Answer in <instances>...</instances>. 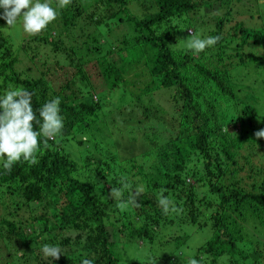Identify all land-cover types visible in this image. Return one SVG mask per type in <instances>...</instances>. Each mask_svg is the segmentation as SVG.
Segmentation results:
<instances>
[{
  "label": "trees",
  "instance_id": "trees-1",
  "mask_svg": "<svg viewBox=\"0 0 264 264\" xmlns=\"http://www.w3.org/2000/svg\"><path fill=\"white\" fill-rule=\"evenodd\" d=\"M41 2L56 9L57 19L48 26L58 30L26 42L49 44L51 52L41 57L24 45L17 68L18 57L10 55L0 28V98L10 90L33 93L40 119L41 107L59 97L64 126L46 147L38 137L36 163L21 158L10 172L0 163L6 210L0 217V264H121L119 246L144 251L156 242L176 244L188 235L158 240L160 230L208 223L212 234L193 254L164 255L163 262L264 264V242L252 240L264 236V162L256 160L259 151L264 156V139L251 131L264 128V103L245 101L247 92L258 97L253 87L264 89V52L250 50L264 48V0H249L241 12L234 3L245 0H133L145 7L142 16L128 7L132 0H71L63 9L59 0ZM243 12L255 23L231 25ZM162 24L169 25L166 33L158 32ZM190 34L221 39L196 55L187 47ZM173 44L186 47L176 53ZM110 53L118 60L109 59ZM136 62L149 80L134 82V94L123 71ZM119 117L125 139L115 136L112 145L110 125L116 122L109 123ZM70 142L82 151L74 158ZM113 146L128 149L126 159L114 157ZM109 186L122 195L110 196ZM162 189L172 201L167 213L159 204ZM133 191L138 207L130 201ZM110 213H117L112 222ZM35 222H41L38 232ZM242 241L251 245L248 252ZM44 244L58 245L60 259L45 258Z\"/></svg>",
  "mask_w": 264,
  "mask_h": 264
},
{
  "label": "clouds",
  "instance_id": "clouds-1",
  "mask_svg": "<svg viewBox=\"0 0 264 264\" xmlns=\"http://www.w3.org/2000/svg\"><path fill=\"white\" fill-rule=\"evenodd\" d=\"M71 3V0H59L58 8L63 9ZM0 8L4 11L0 14V19L6 22L7 26H13L17 18L22 15V26L25 33L37 35L42 32L51 22L57 19V11L50 4L41 0H0ZM187 47L194 54L199 55L206 48L213 47L221 39L220 36H209L206 39L190 34ZM33 93L25 89L7 91L0 98V158H6L3 168L10 172L16 162L23 161L36 163V153L40 143L38 137H44V146L47 140L55 139L63 129V117L60 115L59 97L46 102L39 110V117L32 108ZM34 122L39 124V131L34 130ZM258 139H264V128L254 133ZM123 189H129V184L121 178ZM165 189L161 190L159 204L162 210L167 213L172 205V201L163 196ZM109 195L121 196V189L109 186ZM139 193L131 192L130 201L134 206H139L137 197ZM173 211L176 209L172 207ZM45 258L59 260L62 256V249L58 245L44 244L40 249ZM81 264H93L91 259H83ZM189 264H199L196 259H191Z\"/></svg>",
  "mask_w": 264,
  "mask_h": 264
},
{
  "label": "rangeland",
  "instance_id": "rangeland-1",
  "mask_svg": "<svg viewBox=\"0 0 264 264\" xmlns=\"http://www.w3.org/2000/svg\"><path fill=\"white\" fill-rule=\"evenodd\" d=\"M33 2H35V0H33ZM249 0H245V3H234V6L236 9H238L240 12L242 11V9L248 4ZM137 6V7H136ZM140 4H137V2L133 3L132 2L128 5L129 8H132L133 12L136 13L138 16H142L145 13V7H139ZM264 9V8H263ZM262 8H260V10L263 12ZM4 11V9H2V11L0 12V14H2ZM245 12L242 13V15H237L234 16L232 21H231V25L234 23V21L236 20H241L245 25H250L251 22L255 23V19H252L248 16H244ZM125 15V13H121V16L123 17ZM257 19V17H256ZM1 23H0V28L2 31V34L6 37H8V42L10 44V46L7 45V48L10 52V55L12 56L13 54L16 55L18 57V63L16 64L17 68H22L21 65V57L22 55H25L24 52V45L28 46V50H35V52H37L41 57H46L47 55L50 54L51 52V46L49 44H45L43 42H26L28 41L31 37H33L32 35H29L27 33L24 32L23 30V26H22V21H23V17L22 15L20 17L17 18V22L15 25L13 26H7L6 22L3 19H0ZM180 23L182 21V19H179ZM251 21V22H250ZM112 24H114L113 22H110ZM175 21L170 24V25H174ZM189 23H186V25L184 26H189ZM169 25H165L162 24L158 30V32H165L166 28ZM123 28H125V30L128 29V26L125 24V22L123 21ZM225 31L226 33H231L228 32L229 28H230V23H226L225 26ZM49 30H51L52 35H55L53 32H56V30H58V27L56 25H53V27H49L47 26L42 32H40V34H49L47 33ZM188 32L191 33V29H188ZM166 33V32H165ZM171 35V34H170ZM132 37H130L131 39ZM172 42V41H171ZM173 43V42H172ZM174 50L176 53H178V51H181L182 49H185L186 46L184 45H178V44H173ZM250 50H254L256 53H260L262 54V52H264V48H262L261 46H250ZM21 56V57H20ZM109 59L113 60H118L116 55L114 53H110L108 54ZM51 58V56L49 57ZM52 59V58H51ZM25 61V60H24ZM69 66V65H68ZM67 66V68H69ZM140 66H142V62L141 63H135L134 65L130 64L128 66H125L124 71H123V76H124V81L127 82V87L126 89H129L130 92L134 93V91L136 90V88L134 87L133 83L135 82L136 85H140L141 82L143 81H148L149 80V76L147 74V72L141 68ZM65 70V69H64ZM191 71L189 72V74H193L192 72V67L190 69ZM62 80V79H60ZM247 88V87H246ZM248 91V89H247ZM250 92H252L254 95L258 96V97H252L249 92H247L248 95V99H245V101H250V103H253L252 101H257V106L260 103H264V89L263 88H255L253 87ZM128 94V93H127ZM135 94V93H134ZM129 95V94H128ZM131 95H129L130 97ZM243 97V96H241ZM117 102H114L112 105H116ZM227 109V107H221L220 109V114L222 115V112L225 111ZM104 111L107 113V117H108V107L104 109ZM113 117L110 116L109 119H112ZM123 119V117H119V118H115L113 119L109 124H112L113 121L116 122V124L110 125V129L112 130V135H111V142L112 145L113 143V139L116 137H119V139H121L122 141H124L123 139H125L124 137H121V132H123V126L119 124V121ZM119 129L121 131H119ZM261 128L256 127V128H251L252 133L254 134L256 131H259ZM136 133V131H135ZM247 136H250L249 133H246ZM108 144V142H107ZM125 145V144H124ZM137 143L135 142L134 147H136ZM68 147H70L71 149H73V153L71 151H69L72 154V157L74 158V154L76 153H82L81 149L73 142H70L68 144ZM113 156L114 157H119L121 160L126 159V156L129 155V150L123 147L120 148H115V146H113ZM132 151V148H131ZM135 151H137V149L135 148ZM134 148H133V152ZM120 153L122 157H120L119 155L116 156V153ZM261 157V159H260ZM4 159L6 158H0V163H2L4 161ZM256 160H259L260 162H264V156H263V152L259 151V154L256 157ZM189 182L194 184V180L193 179H189ZM201 190V188H200ZM198 190V191H200ZM19 199V198H17ZM6 203H9V201H6ZM10 204V203H9ZM11 207L9 208L10 210H12L14 208V205H10ZM6 214V210H5V206L3 203V198L0 195V217L2 215ZM117 213H110V217L109 220L112 222L115 220V215ZM204 215L207 214V212L203 213ZM235 213H231V215H234ZM208 218V217H207ZM242 225H245V223L243 222ZM33 228L35 230V232H38L41 230V222H35L33 224ZM110 229V227H109ZM264 229V227L262 228V230L260 232H262ZM212 234V230L210 227V224L208 223L207 225L203 226L202 228H195L192 225L191 226H186L180 230V231H172V232H168L166 230H160L159 232V236H158V240H162V239H166L167 237H170L171 239H174L177 236H185L188 235V238L186 240H180L177 241V243L175 244L174 242H172V244L170 242H168L167 244H164L163 246H159L158 242L155 243V245H149L146 248H143V250H135V246L133 248H130V246H119V252L121 253V264H167V262H163L164 260L162 258H164V255H179L180 253L183 254V257H188L189 255L193 254L194 251L197 249L198 246H200L203 242H205ZM182 239V238H181ZM120 240V239H118ZM252 240L258 241V242H264V236L260 235L258 233V237L257 238H252ZM180 243V244H179ZM245 243V244H244ZM242 244L245 245V250L246 252H248V249H250L251 245L248 244V241H242ZM241 244V245H242ZM6 253V252H5ZM11 253V252H10ZM262 262V261H261ZM263 263V262H262ZM257 264H260V262L258 261Z\"/></svg>",
  "mask_w": 264,
  "mask_h": 264
}]
</instances>
